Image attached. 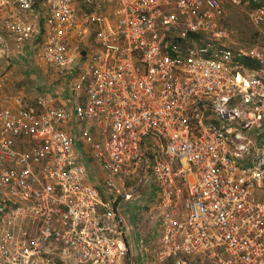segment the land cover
<instances>
[{
  "label": "built area",
  "instance_id": "obj_1",
  "mask_svg": "<svg viewBox=\"0 0 264 264\" xmlns=\"http://www.w3.org/2000/svg\"><path fill=\"white\" fill-rule=\"evenodd\" d=\"M249 1L257 38L232 50L223 0H0L16 52L41 37L28 52L65 75L87 57L80 104L0 99V264H132L123 207L158 227L148 264H264V3Z\"/></svg>",
  "mask_w": 264,
  "mask_h": 264
},
{
  "label": "crops",
  "instance_id": "obj_2",
  "mask_svg": "<svg viewBox=\"0 0 264 264\" xmlns=\"http://www.w3.org/2000/svg\"><path fill=\"white\" fill-rule=\"evenodd\" d=\"M248 4V11L251 7L254 6L252 2L249 0H246ZM224 3V2H223ZM261 3H264V0H261ZM7 7L5 6L2 10V13L0 15L3 17L6 16H15L17 12H15V15L10 14L7 11ZM248 14V12H247ZM224 17V16H223ZM248 17V16H247ZM223 19V18H222ZM249 21V19H248ZM250 23V21H249ZM222 27L223 22L221 20ZM252 26V24L250 23ZM253 27V26H252ZM225 29V28H224ZM254 29V40L257 38V29L253 27ZM226 30V29H225ZM227 33V31H226ZM4 32L2 31V28L0 27V36L3 39V44L7 48L12 41H8L7 38L3 36ZM38 37V36H37ZM41 37L33 39L32 41H27L24 44L23 50L21 52H16L15 54H1L0 57V65H3V70L8 73V79L0 86V99L8 101L3 102V104L8 105L10 107L15 108L16 107V101L14 99H18L20 103L23 105H31L33 102L40 96H47L51 99V105L52 106H61V105H77L80 104L83 97L82 88H77L76 84L78 82V75L79 72L86 67V53H82L81 55H77L72 63V66L74 70L72 71V74H60L57 72L54 68L46 65L45 63L41 62L39 59L33 57L31 52H28V47L32 51L33 47L28 46L29 43L34 46L36 45L37 41H39ZM226 40V39H225ZM13 43V42H12ZM11 43V45H12ZM14 44V43H13ZM85 46L86 50L89 52L90 49L93 48L94 42L91 37L85 38ZM13 48V45H12ZM14 51V50H13ZM12 52V51H11ZM17 53V54H16ZM90 53V52H89ZM35 66H41V76L43 75L44 78H49L48 81L50 82V87L45 88L40 85V87H32L31 85H25L21 83V79L23 78L21 73H25L27 71L26 66L23 68H20L19 70H15L16 68V62H23L26 63L28 61H31ZM14 63L12 66H14V71L9 68V66ZM18 62V63H19ZM30 64V63H29ZM6 65V67H5ZM72 68V69H73ZM10 69V70H9ZM50 74V77L47 75ZM16 84V87H15ZM17 84H22L21 88H17ZM11 97V98H9ZM122 213L125 215L126 222L129 224L127 225V229L129 230L135 225L138 218L144 217L140 213H136V209L133 207H123ZM140 214V215H139ZM151 223L152 226L155 227V230L157 231V225ZM143 231L139 228H136V231H129L128 235V242H129V256L130 261L132 264H148L149 261V254L146 252V249L140 245V242L142 241L144 235H141ZM146 239L144 238V241ZM156 240V239H154Z\"/></svg>",
  "mask_w": 264,
  "mask_h": 264
},
{
  "label": "rangeland",
  "instance_id": "obj_3",
  "mask_svg": "<svg viewBox=\"0 0 264 264\" xmlns=\"http://www.w3.org/2000/svg\"><path fill=\"white\" fill-rule=\"evenodd\" d=\"M223 10H224V17L222 19L223 26L227 31V37L225 40V44L227 47H229L232 50L236 49H242V48H248L250 47L254 42V29L250 25L247 17L248 12V4L246 0H223ZM6 7L8 8L7 11L10 14L15 15V12H17V8L15 5L7 4ZM1 15V12H0ZM12 42H10L9 46L6 48L4 44L0 47L1 54H7L10 55L13 53L15 54V47L11 45ZM14 50V51H13ZM12 51V52H11ZM17 54V53H16ZM12 62V61H11ZM19 62V61H18ZM16 62V68L15 70H19L20 68H23L26 66L27 71L25 73H21L22 79L20 80L21 83L25 85H31L32 87H40V85L45 90V88L50 87L49 85V78H44L43 75L41 76V66H35L31 61H28L26 63L23 62ZM30 63V64H29ZM14 63L9 66L14 71V66H12ZM2 68H4L3 65H0ZM6 67V65H5ZM20 67V68H19ZM10 70V69H9ZM73 69H70L67 73L68 75L72 74ZM50 77V74L47 75ZM17 88H21L22 84H17ZM16 87V84H15ZM140 193H144L145 189H141L139 191ZM148 219L146 216H144L143 220L136 221L139 223L140 229L143 231L141 235H144L143 239H151L154 240L156 236V230L155 227L147 221Z\"/></svg>",
  "mask_w": 264,
  "mask_h": 264
},
{
  "label": "trees",
  "instance_id": "obj_4",
  "mask_svg": "<svg viewBox=\"0 0 264 264\" xmlns=\"http://www.w3.org/2000/svg\"><path fill=\"white\" fill-rule=\"evenodd\" d=\"M239 62L245 68H248V69H251V70H256L259 67L258 64L255 61L247 59V58L240 59Z\"/></svg>",
  "mask_w": 264,
  "mask_h": 264
}]
</instances>
